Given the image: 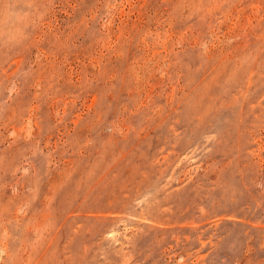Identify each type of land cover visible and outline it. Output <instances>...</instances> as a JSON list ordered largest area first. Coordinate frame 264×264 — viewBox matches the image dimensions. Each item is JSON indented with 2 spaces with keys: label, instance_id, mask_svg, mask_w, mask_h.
Returning <instances> with one entry per match:
<instances>
[{
  "label": "rangeland",
  "instance_id": "rangeland-1",
  "mask_svg": "<svg viewBox=\"0 0 264 264\" xmlns=\"http://www.w3.org/2000/svg\"><path fill=\"white\" fill-rule=\"evenodd\" d=\"M0 264H264V0H0Z\"/></svg>",
  "mask_w": 264,
  "mask_h": 264
}]
</instances>
